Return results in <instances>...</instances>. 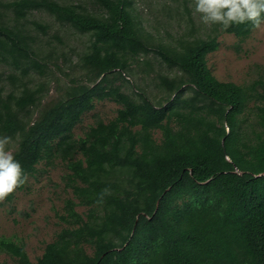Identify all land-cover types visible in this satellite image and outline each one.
<instances>
[{"label": "trees", "instance_id": "1", "mask_svg": "<svg viewBox=\"0 0 264 264\" xmlns=\"http://www.w3.org/2000/svg\"><path fill=\"white\" fill-rule=\"evenodd\" d=\"M93 3L94 10L64 0H11L10 19L0 15V61L20 71L10 92L0 85V140L7 138L5 151L15 144L12 155L27 177L4 198L24 190L42 160L61 159L78 199H67V225L36 261L9 237L0 238V250L20 264H264V78L222 81L208 61L222 33L245 40L256 27L208 24L196 35L193 26L164 41L145 30L133 0ZM36 10L90 35L79 60L85 73L44 105L46 84L24 81L45 75L56 53L24 24ZM32 24L48 34V24ZM151 53L180 73L158 74L166 91L158 101L124 89L142 56L153 71ZM97 100L118 103L117 114L98 117L75 137ZM251 102L257 119L247 126Z\"/></svg>", "mask_w": 264, "mask_h": 264}, {"label": "rangeland", "instance_id": "2", "mask_svg": "<svg viewBox=\"0 0 264 264\" xmlns=\"http://www.w3.org/2000/svg\"><path fill=\"white\" fill-rule=\"evenodd\" d=\"M9 1L11 0H0V15L7 19L12 16L5 5ZM64 1L81 3L95 9L93 0ZM132 6L145 30L164 41H173L183 36L193 26L196 28V35H204V29L208 26L202 22L200 14L194 12L193 0H133ZM33 20L48 24V34L45 35L36 29L32 24ZM24 24L45 49L55 47L56 51L52 58L46 59L48 68L45 75L32 74L24 79L31 86H37L40 82L46 84L47 92L42 102L44 105L64 96L72 80L82 77L85 73L79 65V60L87 50L90 35L59 22L44 10L33 11ZM219 42V47L208 55L209 65L218 79L249 84L264 78V22L245 40H240L232 33H222ZM148 57L153 64V71L148 73L145 70L143 62L146 57L142 56L139 62L134 64L128 75L130 82L125 83L124 89L135 97L143 92L158 101L166 92L159 85L158 74L175 76L180 73L176 69L168 68L155 53ZM14 73L19 75L20 71L0 61V85L5 86L6 92L14 88ZM189 94L191 90L186 91V95ZM256 104L257 102H251L244 116L247 126L256 125ZM119 107L118 103L111 100H97L95 108L87 111L75 126L74 136H83L98 117L106 121L112 119ZM161 135V131L156 130L155 137L160 139ZM15 147L13 143L6 151L12 153ZM68 172L61 159H55L53 162L44 159L39 163L38 171L29 176L24 190L17 191L11 201L0 199V238L5 236L23 243L32 261H36L43 254L47 243L53 241L57 233L67 225L62 218L67 199L78 202L73 188L69 186ZM76 209L83 214L88 210L80 204ZM88 250L92 251V248L88 247ZM0 264L20 263L16 257L0 250Z\"/></svg>", "mask_w": 264, "mask_h": 264}, {"label": "clouds", "instance_id": "3", "mask_svg": "<svg viewBox=\"0 0 264 264\" xmlns=\"http://www.w3.org/2000/svg\"><path fill=\"white\" fill-rule=\"evenodd\" d=\"M193 4L194 12L200 14L204 24L228 28L250 22L253 27H259L264 22V0H193ZM6 141V137L0 140V199L27 179L20 162L3 149Z\"/></svg>", "mask_w": 264, "mask_h": 264}, {"label": "water", "instance_id": "4", "mask_svg": "<svg viewBox=\"0 0 264 264\" xmlns=\"http://www.w3.org/2000/svg\"><path fill=\"white\" fill-rule=\"evenodd\" d=\"M261 174H263V173H261ZM261 174H260V175H261Z\"/></svg>", "mask_w": 264, "mask_h": 264}]
</instances>
